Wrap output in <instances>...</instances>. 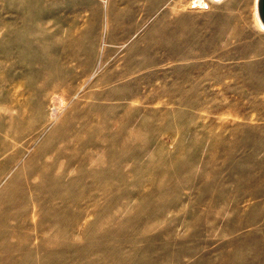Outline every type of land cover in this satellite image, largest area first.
Wrapping results in <instances>:
<instances>
[{"label":"rangeland","instance_id":"obj_1","mask_svg":"<svg viewBox=\"0 0 264 264\" xmlns=\"http://www.w3.org/2000/svg\"><path fill=\"white\" fill-rule=\"evenodd\" d=\"M200 1L0 0V264H264V25Z\"/></svg>","mask_w":264,"mask_h":264},{"label":"water","instance_id":"obj_2","mask_svg":"<svg viewBox=\"0 0 264 264\" xmlns=\"http://www.w3.org/2000/svg\"><path fill=\"white\" fill-rule=\"evenodd\" d=\"M257 7L260 21L264 24V0H258Z\"/></svg>","mask_w":264,"mask_h":264},{"label":"bare ground","instance_id":"obj_3","mask_svg":"<svg viewBox=\"0 0 264 264\" xmlns=\"http://www.w3.org/2000/svg\"><path fill=\"white\" fill-rule=\"evenodd\" d=\"M189 2H190V4H191V6H200V7H202L204 4L200 1V0H189ZM257 4H258V0L256 1V7H257ZM180 8H181V6H180ZM258 8V7H257ZM259 20H260V18H259ZM261 22V21H260ZM262 23V22H261ZM263 24V23H262ZM261 24V25H262ZM264 25V24H263ZM264 27V26H263ZM178 35V34H177ZM57 95V94H56ZM56 97V96H55ZM63 98V97H62ZM53 100H54V98H53ZM51 102V101H50ZM55 113V112H54Z\"/></svg>","mask_w":264,"mask_h":264}]
</instances>
